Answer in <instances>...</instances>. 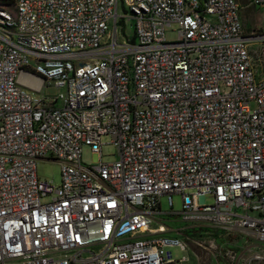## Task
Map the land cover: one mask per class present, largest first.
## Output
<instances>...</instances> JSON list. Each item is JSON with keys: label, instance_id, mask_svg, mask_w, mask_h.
<instances>
[{"label": "built area", "instance_id": "1", "mask_svg": "<svg viewBox=\"0 0 264 264\" xmlns=\"http://www.w3.org/2000/svg\"><path fill=\"white\" fill-rule=\"evenodd\" d=\"M238 13L233 0L0 6V264H177L167 249L184 242L156 220L170 195L179 224L250 242L231 264H264V34L243 35ZM117 20L131 21L124 42Z\"/></svg>", "mask_w": 264, "mask_h": 264}, {"label": "rangeland", "instance_id": "2", "mask_svg": "<svg viewBox=\"0 0 264 264\" xmlns=\"http://www.w3.org/2000/svg\"><path fill=\"white\" fill-rule=\"evenodd\" d=\"M242 10L239 11V21L244 33H248L249 29L253 28L254 31L264 34V7H252L248 5V1L245 0L242 3ZM116 15H120V10L117 7ZM174 29L171 26L165 33V40H173L174 33L169 30ZM122 32V34H121ZM116 34L117 41L124 42L126 38L131 37V21L127 20L122 25L119 21L116 22ZM33 75L32 73H30ZM54 91L50 88H42L38 92V95H52ZM254 105L250 104V109H253ZM99 142L102 144L99 150L100 161L107 163L114 159V149L108 143V138L100 137ZM79 162L84 166L91 165L92 156L88 152L86 147L79 149ZM34 171L37 177L50 180L53 183L58 181V167L55 163L49 162H36ZM204 204H210V198H202ZM180 210L179 198L177 195H170V209H167L164 198L158 200L159 215L156 216V220L162 221L163 225L167 227L171 232L179 235L184 242V251L179 252L176 249H167L170 253V257L173 260H178L177 264H231L236 260L245 246L250 242L243 241L239 236L222 235L218 234L216 237L209 235H202L201 232L196 236L195 231H191L186 228L185 225L177 222V212ZM189 232V233H186ZM188 234L187 236H184ZM187 239V240H186ZM193 241L194 243H191ZM244 253V252H243ZM246 254V253H245Z\"/></svg>", "mask_w": 264, "mask_h": 264}, {"label": "crops", "instance_id": "3", "mask_svg": "<svg viewBox=\"0 0 264 264\" xmlns=\"http://www.w3.org/2000/svg\"><path fill=\"white\" fill-rule=\"evenodd\" d=\"M234 1V3L236 4V6H238L239 7V11L240 10H242V6H244V5H242V3H244V1L245 0H233ZM247 1H249V0H247ZM250 8H252V7H250ZM238 17H239V14H238ZM240 22V21H239ZM241 25V24H240ZM241 30H242V33H243V35H248V34H250L252 31H254L253 30V28H251V29H249V32L248 33H244V31H243V29H242V26H241ZM28 81H30L29 79H28ZM165 235H168V236H175V235H177L176 233H174V232H171V231H169V232H167ZM263 249H261V248H259V247H256L255 249H254V251H262Z\"/></svg>", "mask_w": 264, "mask_h": 264}, {"label": "trees", "instance_id": "4", "mask_svg": "<svg viewBox=\"0 0 264 264\" xmlns=\"http://www.w3.org/2000/svg\"><path fill=\"white\" fill-rule=\"evenodd\" d=\"M10 4H11V0H0V6L1 7H5V8H8L9 6H10ZM252 32H255V33H258L257 31H252ZM199 232H205L204 230H200V231H198V233H196V236H198V235H201V234H199ZM186 233H189V232H186ZM188 234H185L184 236H187ZM209 236H212V237H216V235H218L217 233H213V232H211V233H209L208 234ZM189 236V235H188Z\"/></svg>", "mask_w": 264, "mask_h": 264}]
</instances>
